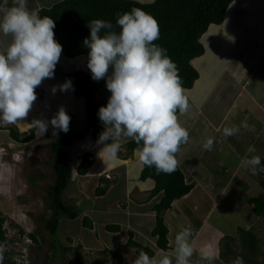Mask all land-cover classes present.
I'll return each mask as SVG.
<instances>
[{"label":"clouds","instance_id":"1","mask_svg":"<svg viewBox=\"0 0 264 264\" xmlns=\"http://www.w3.org/2000/svg\"><path fill=\"white\" fill-rule=\"evenodd\" d=\"M143 3V0H137ZM55 21L30 9L28 0H0V125L24 121L38 99L36 89L44 80L54 79L63 46L55 39ZM90 36L83 40L89 49L87 68L94 81L105 80L111 93L107 104L99 107L98 117L104 130L97 144L104 145L110 157H116L122 140L134 141L140 162L155 167L157 174H171L178 166L176 154L190 141L189 131L179 115L189 111L177 64L168 50L155 41L160 38L158 20L149 12L133 6L130 11L117 12L115 26L103 19H91ZM119 29V31H117ZM111 69V71H110ZM74 91L71 79L52 85L51 93ZM70 115L61 105L49 120L33 118L38 136L49 125L69 131ZM236 126L224 127L225 138L236 135ZM211 151L214 138L203 143ZM255 146H249L241 167L253 175L264 172ZM192 230L180 226L171 251L158 250L149 255L141 249L132 264H192L195 249ZM201 261L214 260L209 251L200 252ZM231 264H245L237 256Z\"/></svg>","mask_w":264,"mask_h":264},{"label":"crops","instance_id":"2","mask_svg":"<svg viewBox=\"0 0 264 264\" xmlns=\"http://www.w3.org/2000/svg\"><path fill=\"white\" fill-rule=\"evenodd\" d=\"M36 8H39L38 4ZM201 41L205 51L202 55L192 59V64L199 71V77L191 87H183L184 94L189 100V111L179 115L181 124L189 131L190 141L181 145L176 154L179 167L184 172L187 182L193 183V187L186 195L176 199L164 214L165 222L169 228L170 244V248L165 251H171L174 237L180 230V226L189 227L192 230L191 242L195 249V257L191 258L192 264H199L198 259L195 258L200 257L201 251L211 252L215 261L220 260L222 256L221 245L217 246V243L219 244V240L224 238V233L218 230L213 222H208L210 218L208 216L215 208L223 191L217 198L211 186L202 187L203 198L209 200L211 205L199 217H189V215L185 217V212H181L178 208L185 199L189 200L197 189H201L200 178L197 177V174L201 173L197 171L199 165L203 163L204 166H208V160L212 158L213 154L227 145L226 142H222V138H224L222 129L238 127L237 136L249 137L247 142H244L247 145L245 150L249 146H255L257 150L255 154L264 157V0H233L225 12L224 20L221 23L210 24L202 34ZM72 65L77 69L89 70L87 55L68 57L62 51L61 59L57 64L59 77L44 80L42 85L36 89L37 100H45V95L56 104H49L50 107L42 105L36 112L34 108L37 104L34 103L30 112L33 118H46L49 114L54 115L63 105L71 117L69 131L74 128L76 130L80 121L78 95L73 90L71 91L74 96L70 90L67 92L58 90L53 95L51 86L65 82L67 73L72 72L70 69ZM57 74L58 71H55V76H58ZM110 95L104 80L96 94L99 105H106ZM83 106L85 107V99ZM83 106L81 105V107ZM33 118L30 119L29 129L24 131L34 129L35 138L28 142L37 145L41 143L39 140L42 137L53 131V128L49 125L47 132L43 136H38L31 123ZM85 119L87 120V118ZM98 123L103 126L100 119ZM49 130L50 132H48ZM103 130L104 127L95 138L91 134H87L79 140L91 139V144L81 151L75 146V143L79 141H75L72 145L75 151L71 165L72 176L69 180L73 183L71 195L76 198L78 194H83L87 183H91L95 191L97 186L106 185V192L102 195L116 192V189L119 190L121 186L122 194L115 198L114 203L125 220L105 224L106 229L108 224H118L119 229L115 231L123 229L127 234V237L119 241L115 248H119L123 255L125 250L129 249H133L134 253H137L135 247L125 245L129 238V231H131L134 240L154 248L155 251L163 250L157 247L156 237L151 233L156 221L154 205L160 200L163 192L151 194L155 181L152 178H140L143 164L139 160L137 146L130 151L126 146L128 140H122L121 149L113 158L106 153L107 150H103L104 145L97 144ZM59 132L65 133L60 130ZM209 136L214 138V145L218 144L217 148L213 146L211 151L205 150L202 146ZM233 136H231L232 142L230 139L227 141L230 146H235ZM85 153L90 154L88 170L86 173L80 174L77 168ZM202 159L206 161L202 162ZM238 166L241 167V161L238 162ZM105 172H109L111 178L106 177ZM208 178L215 180L214 176ZM193 205L195 206V203ZM173 208L177 209L176 212H180L178 217L175 212H172ZM172 221L173 223L178 221L179 225L175 228L176 233L170 225Z\"/></svg>","mask_w":264,"mask_h":264},{"label":"rangeland","instance_id":"3","mask_svg":"<svg viewBox=\"0 0 264 264\" xmlns=\"http://www.w3.org/2000/svg\"><path fill=\"white\" fill-rule=\"evenodd\" d=\"M58 1L60 0H28V6L30 9H37L38 4V9H40L50 7ZM150 1L152 0H143V2ZM70 69L74 71L77 67L72 65ZM80 69L86 70L85 68ZM55 71H58V76L55 77H59L57 67ZM70 93L74 96L71 90ZM48 98L44 95L45 100L34 102L37 104L34 108L36 112L42 105L50 107L49 104H56ZM77 98L80 102L78 110L80 121L76 130H81L87 126L85 119L87 113L83 106L84 97L78 95ZM52 116L49 114L46 118L50 120ZM32 118V114L29 113L24 121L11 125L23 132L29 129ZM0 126V216H5L3 226L6 230V239L0 245V264H70L73 262V257L64 248V245L69 244L67 236L73 239L74 244H82L81 253L85 264H115L111 255L102 250L114 249L119 241L127 237L123 229L116 232L105 228L106 223L125 220L114 203L115 198L122 194L121 186L119 190L116 189V192L99 195L95 193L92 184L87 183L84 193L73 198L71 195L73 183L68 182L63 199L67 204L78 207L79 215L76 218L62 215L58 229L52 235L46 228V221L53 212L52 198L48 195V190L54 181L52 152L49 145L63 134L57 130L58 134L54 136L52 131L42 137L39 140L41 143L37 145L29 142L19 143L10 136L9 129L3 128L6 125ZM24 134L21 133V136ZM233 137L235 146L227 143L229 139L232 142L231 136L222 138V142L227 144L225 148L213 154L208 160V166H204L203 163L199 165L197 171L201 173L197 174V177L200 178L201 189H197L190 199H185L178 208L181 212H185V217L188 215L199 217L211 205L209 200L203 198L202 187L211 186L217 198L223 191L222 198L217 200L215 208L209 213L208 222H213L218 230L224 233V236L233 235L235 239L221 238L219 240L217 246L221 245L222 256L220 260L215 261L214 259L211 264H231L237 256L243 257L245 264H264V218L252 211L251 204L247 200L249 196L261 191L259 179L262 172L253 175L249 170L238 166V162L246 155L247 145L244 142H247L249 137L237 135ZM88 144H91L90 138L76 142L75 146L81 151ZM217 145H214V148H217ZM89 148H91L90 145ZM74 151L73 146L68 151L71 165ZM202 160V162L206 161ZM106 174L110 173L105 172ZM209 176H214L215 180L208 178ZM176 210L173 208L172 212H175L178 217L180 212ZM84 216L94 221L93 228L82 224ZM170 225L175 232L179 224L178 221L174 223L172 221ZM238 226L251 229L254 237L258 239L256 252H251L249 246H244L237 233ZM30 234H34L37 241ZM134 252L133 249H129L125 250L124 255L120 253L132 264L138 256V253ZM195 259H198L199 264H208L207 261H201L200 257Z\"/></svg>","mask_w":264,"mask_h":264},{"label":"trees","instance_id":"4","mask_svg":"<svg viewBox=\"0 0 264 264\" xmlns=\"http://www.w3.org/2000/svg\"><path fill=\"white\" fill-rule=\"evenodd\" d=\"M233 0H152L150 2L137 3V0H60L50 7L39 9L40 16H50L55 21V39L63 46V53L68 57L87 55L89 49L83 46V40L90 36V28L87 26L91 19H103L113 23L115 26L116 13L130 11L133 6L140 7L151 13L159 22L160 38L156 44L166 48L168 55L177 64L179 75L182 78L183 87H191L199 77V71L192 64L194 57L204 53L205 47L201 41L202 34L212 23H221L225 18V12ZM119 31V29H117ZM111 71V69H110ZM67 79L74 84V92L85 99L87 113V126L81 130L67 131L61 137L50 143L52 152V165L54 181L48 190L52 198L53 212L46 221V228L53 235L56 233L59 220L62 215L76 218L79 215L78 207L67 204L63 199V193L72 176V166L68 159L69 148L75 141L83 139L87 134L94 138L103 128L98 123L97 115L99 103L97 101V90L104 80L94 81L90 71L76 69L67 73ZM1 127V126H0ZM3 128L9 129L10 136L19 143L28 142L35 138L34 129L19 131L13 125H6ZM21 133H25L21 136ZM128 150L132 151L136 144L128 140ZM90 154L85 153L78 165V172L84 174L88 170ZM264 165V157L261 158ZM141 179L152 178L155 186L151 194L163 192L161 199L154 205L155 225L151 231L156 237L157 247L163 250L170 248L169 228L165 222V211L172 206V203L186 195L193 187V183L187 182L184 172L177 166L171 174H157L155 167L143 165L140 174ZM261 191L247 198L251 204L252 211L264 218V172L259 179ZM107 186H97L96 193L102 195L106 192ZM5 216H0V245L6 239V230L3 226ZM82 224L93 228V221L88 217L82 218ZM108 230L119 229L118 224H108ZM237 233L244 244L249 246L251 252L257 251V241L251 229L242 226L237 227ZM30 236L37 241L34 234ZM224 238L235 239L233 235H225ZM69 244L64 248L72 255L73 262L70 264H85L81 253L82 244L73 243V239L67 236ZM125 245L133 246L136 252L141 249L149 255L154 254L155 249L144 245L133 238L129 231V238ZM111 255L115 264H130L120 253L119 249H103Z\"/></svg>","mask_w":264,"mask_h":264},{"label":"built area","instance_id":"5","mask_svg":"<svg viewBox=\"0 0 264 264\" xmlns=\"http://www.w3.org/2000/svg\"><path fill=\"white\" fill-rule=\"evenodd\" d=\"M106 177L111 178V175L110 174H106Z\"/></svg>","mask_w":264,"mask_h":264}]
</instances>
